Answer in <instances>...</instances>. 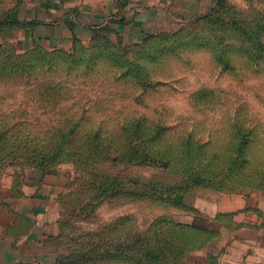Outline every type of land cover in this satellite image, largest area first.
I'll use <instances>...</instances> for the list:
<instances>
[{
    "label": "trees",
    "instance_id": "obj_1",
    "mask_svg": "<svg viewBox=\"0 0 264 264\" xmlns=\"http://www.w3.org/2000/svg\"><path fill=\"white\" fill-rule=\"evenodd\" d=\"M238 11L228 0H218L211 11L194 15L176 31L149 34L142 42L129 44L112 39L107 30L96 34L89 45L76 41L71 51L36 46L20 52L8 39L22 24L14 20L13 11L0 18V33L6 39L0 46V88L22 87L27 91L24 104L35 108L14 105L3 110L0 106V175L9 166L40 168L44 173L61 162L75 166L72 202L64 204L70 194L62 198L65 209L56 241L60 253L49 264H184L212 232L170 218L168 229L158 232V241L153 240L168 244L166 253L144 241L132 216L83 229L78 226L81 213L88 210L90 214L102 201L119 196L165 199L193 210L187 197L196 188L264 189V157L252 154L251 129L238 126L222 143L204 140L193 131L176 134L173 125L146 115L110 124L111 119L89 114L91 108L104 106L101 98L100 103L89 104L88 98L77 101L76 110L58 115L65 93L62 67L68 70L67 76L83 71L101 76L94 86L124 82L147 90L160 83L152 78L150 67L183 48H211L228 70L235 68L241 55L258 60L264 52V13L256 9V14L246 16ZM8 95L13 97L0 94V100ZM140 95L135 101H142ZM48 110L56 111L55 117H48ZM139 165L161 167L174 181L166 184L153 176L131 174L130 169Z\"/></svg>",
    "mask_w": 264,
    "mask_h": 264
},
{
    "label": "rangeland",
    "instance_id": "obj_2",
    "mask_svg": "<svg viewBox=\"0 0 264 264\" xmlns=\"http://www.w3.org/2000/svg\"><path fill=\"white\" fill-rule=\"evenodd\" d=\"M26 1L28 0H0V18L12 11L14 16V12ZM217 1L215 0L207 11L199 14L211 11ZM228 2L241 14H247L246 16L256 14V9L264 13V0H228ZM190 18L180 22L181 24L177 25L178 28L173 31L188 23ZM194 29L201 28L194 27ZM150 68L152 78L159 80L160 83L151 89L143 90L133 83L124 82L118 84L109 82L107 88L103 85L94 86L95 81L97 83L101 81V76L97 78L98 75L95 73L88 74L86 71L67 76L65 72L68 70L62 67L61 90L65 93L60 100L58 115L63 117L66 113L76 110L79 105L74 103L77 101H86L88 98L91 101L89 104L94 103L95 100L100 103L101 98L104 106L97 109L91 108L89 114L106 120L111 119L110 124L125 121L126 118L133 116L146 115L150 119L173 125L176 134L183 130L193 131L204 140L212 138L222 143L229 140L232 131L235 132L240 126L244 130H252L251 136L254 139L252 154L258 158L264 157V52L258 60L241 55L238 63H235V68L228 70L221 66L216 51L211 48L193 50L183 48L179 54L163 58L160 64ZM1 87V95L5 93L13 95L0 100L3 110L14 105L28 107L30 110L32 108L31 111L35 110L33 106L24 104L27 91H24L22 87H18V90H14L13 87ZM137 95H140L141 102L135 101ZM46 112L47 116L52 118L57 114L56 111L51 110ZM55 170L60 172L64 180L65 189L60 195L62 216L65 209L62 198L74 192L77 187L75 166L70 161L61 162L45 173ZM38 171L40 173L42 169L39 168ZM130 173L144 178L153 176L160 179L162 183L174 181L168 171H163L161 167L154 165L135 166L130 169ZM224 193L226 192L209 187L196 188L187 197V202L190 205L198 202L210 204L214 201L229 203L230 200ZM71 195L67 197L69 200L64 201L65 205L72 202ZM88 213V210H84L78 222V226L83 229L96 228L124 215L132 216L133 221L137 222L139 232L145 238L144 241L160 247V250H165L166 253L168 244L153 243L154 239H158L156 235L159 231L168 229L166 221L170 218L181 222H203L204 220L200 213L194 210H188L183 205H176L159 198L122 196L107 198L98 204L93 212ZM159 222L161 225H158ZM107 264L132 263L113 261Z\"/></svg>",
    "mask_w": 264,
    "mask_h": 264
},
{
    "label": "crops",
    "instance_id": "obj_3",
    "mask_svg": "<svg viewBox=\"0 0 264 264\" xmlns=\"http://www.w3.org/2000/svg\"><path fill=\"white\" fill-rule=\"evenodd\" d=\"M214 2L28 0L14 12L22 27L8 41L20 52L36 46L71 51L76 41L89 45L108 30L112 39L132 44L177 29ZM5 41L0 33V46ZM59 173L9 166L0 175V264H49L59 255L60 195L65 189ZM224 194L229 203L192 204L204 220L183 222L212 235L184 264H264V189Z\"/></svg>",
    "mask_w": 264,
    "mask_h": 264
}]
</instances>
